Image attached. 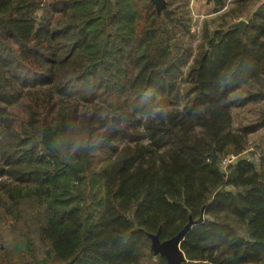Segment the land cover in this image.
Segmentation results:
<instances>
[{"label":"trees","instance_id":"trees-1","mask_svg":"<svg viewBox=\"0 0 264 264\" xmlns=\"http://www.w3.org/2000/svg\"><path fill=\"white\" fill-rule=\"evenodd\" d=\"M44 3L0 0V209L16 248L35 264H168L152 240L190 228L181 264H264V146L241 157L264 111L232 125L264 100V2L241 31L203 29L193 54L184 14L150 0Z\"/></svg>","mask_w":264,"mask_h":264},{"label":"rangeland","instance_id":"rangeland-1","mask_svg":"<svg viewBox=\"0 0 264 264\" xmlns=\"http://www.w3.org/2000/svg\"><path fill=\"white\" fill-rule=\"evenodd\" d=\"M44 2L46 0H40ZM167 2V8L174 11L177 17H183L186 24L189 27V34L184 36L185 47L190 44L192 47V54L195 53L197 45L201 41L203 29H209L215 31L220 28L229 29L233 27L239 21H244L247 25V18L257 10V7L261 5L264 0H224V6L222 8L217 7L214 0H165ZM40 12L38 13V16ZM250 15V16H249ZM184 22V21H183ZM245 25V26H246ZM188 60L190 64L193 55ZM256 88L253 87L252 91ZM264 111V100H261L257 104H246L241 107H235L232 110V125L236 129L240 126L254 123ZM264 146V128L248 135L247 150L241 155V157L247 156L249 152L261 153ZM260 154H256L259 157ZM254 159H258L252 156ZM234 158L221 159L220 165L223 170L227 164L233 161ZM231 160V161H229ZM76 171L78 181H81L82 173L78 172L74 166H71ZM72 174V173H71ZM71 177H73L71 175ZM83 184L81 181L80 186ZM81 199V198H80ZM15 236L11 232V228L8 225L7 217L0 209V264H6V259H9L12 264H20L21 257H25L29 264H35L34 256L25 253L22 250L16 248ZM39 254L38 259H45L42 254L41 246H38ZM155 257V252H154ZM8 263V262H7ZM9 263V264H10ZM49 264V263H48Z\"/></svg>","mask_w":264,"mask_h":264},{"label":"water","instance_id":"water-1","mask_svg":"<svg viewBox=\"0 0 264 264\" xmlns=\"http://www.w3.org/2000/svg\"><path fill=\"white\" fill-rule=\"evenodd\" d=\"M150 2L155 6V10L157 14H162L166 17L170 16L171 10L167 8V2L165 0H150ZM246 23L244 21H239L233 27L238 30H242L245 27ZM211 161L214 162L216 160V153L214 149L210 154ZM74 177L78 180L75 169L72 170ZM190 229V228H189ZM189 229H186L187 231ZM182 232L179 236L173 238L172 240L166 243H160L158 240L153 239V251L156 254H160L161 256H165L168 264H181L184 262V255L180 249V243L183 241L186 232Z\"/></svg>","mask_w":264,"mask_h":264},{"label":"clouds","instance_id":"clouds-1","mask_svg":"<svg viewBox=\"0 0 264 264\" xmlns=\"http://www.w3.org/2000/svg\"><path fill=\"white\" fill-rule=\"evenodd\" d=\"M52 146H53V148H57L58 147V145L55 144V143Z\"/></svg>","mask_w":264,"mask_h":264},{"label":"built area","instance_id":"built-area-1","mask_svg":"<svg viewBox=\"0 0 264 264\" xmlns=\"http://www.w3.org/2000/svg\"><path fill=\"white\" fill-rule=\"evenodd\" d=\"M229 161H231V160H229Z\"/></svg>","mask_w":264,"mask_h":264}]
</instances>
